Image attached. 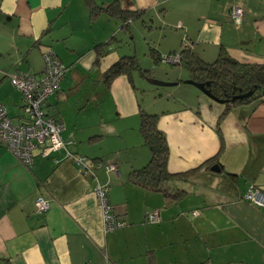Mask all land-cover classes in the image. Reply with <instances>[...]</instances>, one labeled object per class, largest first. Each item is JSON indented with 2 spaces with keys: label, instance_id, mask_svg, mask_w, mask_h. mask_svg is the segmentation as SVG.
Returning <instances> with one entry per match:
<instances>
[{
  "label": "crops",
  "instance_id": "0c3cea01",
  "mask_svg": "<svg viewBox=\"0 0 264 264\" xmlns=\"http://www.w3.org/2000/svg\"><path fill=\"white\" fill-rule=\"evenodd\" d=\"M119 2L146 11L127 31L106 13L91 19L86 0H0V102L14 123L25 113L11 75L40 74L47 48L67 68L45 103L64 124L65 146L47 156L37 147L27 166L0 141V264H264V206L244 198L252 186L264 191V96L228 111L220 152L217 123L226 105L187 83L184 67H155L173 62L157 64L151 55V48L165 56L187 44L207 62L225 48L240 62L264 63V0ZM235 5L244 10L240 24L229 14ZM138 27L151 68L138 57ZM112 37L99 65L95 47ZM124 55H136L148 72L121 74L107 84L104 72ZM147 76L176 82L170 85L176 88H152ZM142 109L159 114L169 171L200 169L170 183L188 191L177 202L131 180L151 156L140 131ZM68 152L99 163L96 179L108 186L125 225L105 231L94 180ZM211 159L210 168L202 167ZM111 163L116 170L106 168ZM215 164L220 171L212 170ZM40 197L50 203L44 212L36 210ZM155 210L159 220H147Z\"/></svg>",
  "mask_w": 264,
  "mask_h": 264
},
{
  "label": "trees",
  "instance_id": "16d2710c",
  "mask_svg": "<svg viewBox=\"0 0 264 264\" xmlns=\"http://www.w3.org/2000/svg\"><path fill=\"white\" fill-rule=\"evenodd\" d=\"M86 3L91 19L95 20L106 13L112 17L119 18L122 22V28L125 31L131 28L130 22L132 20L142 19L146 13L145 10L124 9L121 7L119 0H114L106 4L98 3L97 0H86ZM113 41L114 38L112 37L95 47L97 50V63L99 65L102 57L108 54L109 50L106 47L111 45ZM52 50L54 51V49ZM54 53L56 54L55 51ZM176 53L180 55V58L173 64L184 67L188 71L190 79L205 83L207 89L214 96L223 100V104L226 105V109L221 114L217 123V132L222 141V149L220 152H222L224 148V135L221 125L228 111L233 106L258 101L264 96V63L240 62L227 53L225 48L221 49L218 57L212 62L205 61L187 44H184L179 51L170 54ZM151 55L154 57L155 63L158 64L161 62L163 56L158 50L151 48ZM135 70L141 71L143 75L148 72V70L142 69L136 55H124L104 72L105 81L107 84H111L112 80L117 76L121 74L131 75ZM250 91V95H244ZM140 116V131L145 145L150 150L151 156L144 166L136 168L131 172V180L146 189L161 192L169 203L177 202L188 191L183 185L172 189L170 183L177 179L179 181H186L191 174L200 169L171 173L168 169L170 146L165 132L158 126L159 114L142 109ZM211 161L212 159L206 161L202 167L206 166L207 169L210 168L209 163Z\"/></svg>",
  "mask_w": 264,
  "mask_h": 264
},
{
  "label": "built area",
  "instance_id": "2783aa9c",
  "mask_svg": "<svg viewBox=\"0 0 264 264\" xmlns=\"http://www.w3.org/2000/svg\"><path fill=\"white\" fill-rule=\"evenodd\" d=\"M233 20L240 24L244 10L241 6H232L229 10ZM44 69L40 74L29 71H17L11 75L10 82L22 91L25 118L19 123H14L8 113L7 106L0 102V141L4 143L20 161L31 166L33 164V151L41 147V154L47 156L65 146L62 136L64 124L61 120L49 114L45 103L50 95L58 91L67 70L66 66L50 48L43 53ZM178 53L167 54L162 57L165 62H177ZM71 158L80 167L84 176L94 180L93 192L97 196L103 210V226L105 231L114 230L126 224L125 220L118 217L108 197V186L96 179L95 168L88 156L68 152ZM108 170H116V164H106ZM245 200L256 205L264 206V191L252 186L244 196ZM50 203L40 197L36 202V210L44 212L48 210ZM147 220L155 222L159 220L157 210L147 214ZM115 264V263H109Z\"/></svg>",
  "mask_w": 264,
  "mask_h": 264
},
{
  "label": "rangeland",
  "instance_id": "374dc122",
  "mask_svg": "<svg viewBox=\"0 0 264 264\" xmlns=\"http://www.w3.org/2000/svg\"><path fill=\"white\" fill-rule=\"evenodd\" d=\"M137 23V22H136ZM137 24H139V22L137 23ZM133 27H134V24H133ZM134 33H135V35H136V42H137V44H138V46H137V53H138V57L141 59V64L143 65V66H145L146 64V62L148 61V64H147V66H145V67H148V68H151V64H152V62H151V59L149 60V57H146L145 55H144V53H145V51H144V49L142 48V45L141 44H143V37H144V29L142 28V27H138V30H136L135 28H134ZM125 46V45H124ZM125 48H127L126 46L124 47V49ZM134 52H135V47H134ZM160 67V68H164V67H168V68H171L172 66H173V68L174 67H176V65L175 64H171V63H164V62H161L159 65H155V67ZM139 71L138 70H135L134 71V73L133 74H137ZM136 76V75H135ZM172 77H174V76H172ZM157 79H159V78H157ZM147 80V79H146ZM159 80H162V79H159ZM148 81V80H147ZM162 81H167V82H170L169 80H162ZM149 82V81H148ZM149 85H151L152 86V88H156V89H163L164 90V88L165 89H174V88H176V87H174V86H158V85H152V84H150V83H148ZM183 86V85H182Z\"/></svg>",
  "mask_w": 264,
  "mask_h": 264
},
{
  "label": "water",
  "instance_id": "95a60500",
  "mask_svg": "<svg viewBox=\"0 0 264 264\" xmlns=\"http://www.w3.org/2000/svg\"><path fill=\"white\" fill-rule=\"evenodd\" d=\"M146 79L152 83V84H155V85H158V86H170V85H173L175 84L176 82H167V81H162V80H159L155 77H146ZM187 83H190L194 86H196L197 88H199L202 92H204L205 94H207L209 97H211L212 99L220 102V103H223V100L217 98L216 96H214L211 91L209 89H207L206 87V84L203 83V82H196L194 81L193 79H187L186 80ZM251 94V91L250 92H247L246 94H244L245 96H248ZM212 170L214 171H220V167L218 164H215L212 166Z\"/></svg>",
  "mask_w": 264,
  "mask_h": 264
}]
</instances>
